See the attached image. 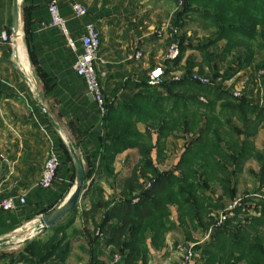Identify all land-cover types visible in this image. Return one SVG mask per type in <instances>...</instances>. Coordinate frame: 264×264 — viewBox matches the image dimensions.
Segmentation results:
<instances>
[{"label": "trees", "instance_id": "trees-1", "mask_svg": "<svg viewBox=\"0 0 264 264\" xmlns=\"http://www.w3.org/2000/svg\"><path fill=\"white\" fill-rule=\"evenodd\" d=\"M148 1L172 2L178 7L173 25L181 30L177 37L181 46L179 57L174 62L165 61L163 83L150 85L146 77L130 98L108 99L103 88L104 134L99 150L85 157V165L78 153L82 139L77 136L70 140L81 159L85 184H91L86 196L96 188L90 210L84 211V215L103 211L102 242L111 249L108 261L96 259L93 264H112L116 254L122 255L119 264H148L151 251L163 249L167 235L178 226L184 231L185 241L196 245V264H264V200L246 197L248 194L239 196L232 180L242 173L247 161L255 159L260 164L258 176L264 187V153L254 154L248 139H236L234 132L227 135L229 140L221 135L229 124L227 117L241 121L250 115L264 117V106H260L257 95L253 97V91L246 93L241 89V97H236L233 86H226L227 80L250 69L256 72L257 90V74L264 69V0ZM35 10L34 0H23L24 39L33 65L37 63L31 46ZM48 20L49 17L39 23ZM189 23L210 30L211 38L194 45L183 32ZM7 31L12 34L11 27ZM189 51L200 52L202 60L191 57L184 66ZM75 60L73 52L72 62ZM181 68L183 73L178 81L169 78ZM196 76L207 78L210 83L202 84L194 79ZM140 123L147 127L143 132ZM71 129L74 130L73 126ZM185 136V150L174 169L161 171L157 163L165 158L167 139ZM60 142L67 162L72 164L71 185L65 189L69 192L75 185L76 167L68 146L61 138ZM130 149L138 150L140 160L120 183L118 194L108 197L97 188L102 182L116 181V158ZM216 185L222 195L217 196ZM237 199L253 207L235 208L218 226L220 213L216 211ZM58 203L38 210L35 215L48 214ZM77 210L78 205L44 231L50 233L48 237L42 239L38 235L25 242L21 252L6 255L13 264H64L71 250L66 232L74 223ZM200 229L205 234L212 230L209 241L194 240L193 232ZM13 230L1 228L0 237Z\"/></svg>", "mask_w": 264, "mask_h": 264}, {"label": "crops", "instance_id": "crops-1", "mask_svg": "<svg viewBox=\"0 0 264 264\" xmlns=\"http://www.w3.org/2000/svg\"><path fill=\"white\" fill-rule=\"evenodd\" d=\"M34 1L36 10L31 46L35 52L36 65L31 62L24 31L22 42L19 40L17 43L18 55H14L12 42L3 47L0 58V192L3 198L19 195L26 197L25 205L18 204L9 212L0 210V229L4 227L14 229L0 237V240H7L4 245L0 246V264H13L9 255L21 252L25 242L35 238L32 237L34 230L40 226L38 220L44 215H35L37 211L56 205L58 202L54 209L64 204L75 189L74 185L69 192L65 191L71 185L73 170L72 164L67 162L61 148L60 138L66 145L67 143L64 136L48 122L41 105L48 110L69 140H75L77 136L82 139L78 153L82 156L84 165L85 157L99 150L101 137L104 134V116L97 110L96 104L90 98L84 81L74 71L73 52L67 45L66 38L58 30L43 31L37 26L39 21L49 17L47 11L49 0ZM80 1L89 8V15L81 19L74 16L66 0L60 2L61 13L68 23L70 37L81 49V38L85 25L88 22L97 24L102 36L100 56L107 63L105 69L108 74L102 81L106 95L108 99L130 98L133 93L137 92L136 86L149 77L154 68L163 66V64L155 65L153 57H149L155 45L149 42V38L142 37L138 32L139 38L135 40L129 34L123 38L124 42L115 41L114 38H118L120 34L114 27L117 21H114L112 8H121L117 5L118 0ZM13 2L14 0H0L1 29L8 30L12 25ZM22 3L23 0H20L21 31L24 28ZM138 3L148 5L149 1L144 0ZM166 3L158 2L159 5ZM161 40L168 45L167 39L162 38ZM138 52L143 54L141 59L135 58ZM199 59L197 61H201L202 57L200 56ZM163 62L165 63V58ZM183 63L185 66V59ZM23 71L27 73L31 82L27 81ZM178 72L182 74L183 68ZM43 75L47 78V82L43 79ZM234 79L233 90L242 89L246 93L253 91V97H256L255 71L249 69L239 72ZM262 83L264 87V79ZM226 119L229 124L221 130L222 136L229 140L227 135L234 132L236 139H248L254 147L252 151L254 154L264 153V117L250 115L242 121L236 117ZM72 126L74 130L71 129ZM138 126L142 132L147 129L143 123ZM249 126L255 128H249ZM187 140V136L167 139L165 158L157 163L161 171L174 169V165L185 150ZM51 145L61 156L62 165L53 187L49 190H42L38 184ZM139 160L137 149H130L118 155L114 164L118 175L116 181L102 182L97 190L103 189L108 197L118 194L120 183ZM229 170L234 172L232 167ZM259 172V162L250 159L244 165L242 173L232 179L235 183L233 185L236 186L237 191L242 188L248 192L246 197L257 199V195H264V187L261 186L258 176ZM93 188L82 199L75 215V221L66 232L71 250L64 264H93L96 259L109 260L111 249L105 248L102 238L97 237V231L103 233L101 227L104 219L103 211L84 215V211L90 210L91 197L96 189ZM38 235L43 239L50 233L43 231L36 236ZM205 235V232L200 229L193 232L192 237L202 242L206 238ZM185 243L192 242L185 241L184 231L178 226L167 235L163 249L151 251L148 264H181L182 249ZM195 261L191 264H196Z\"/></svg>", "mask_w": 264, "mask_h": 264}, {"label": "built area", "instance_id": "built-area-1", "mask_svg": "<svg viewBox=\"0 0 264 264\" xmlns=\"http://www.w3.org/2000/svg\"><path fill=\"white\" fill-rule=\"evenodd\" d=\"M71 10L76 18H85L89 15V8L86 4H84L80 0H66ZM61 0H49L48 1V13L49 20L47 22H40L38 25L40 30L43 31H51L58 30L60 31L66 38L70 49L76 55V60L74 63V71L76 75L81 78L86 86V90L89 95L93 97V101L96 104L97 110L101 113V115H105L106 113V97L104 94V90L102 87V81L107 77V70L105 69L106 60H104L100 56V50L102 46V36L101 32L94 22H88L84 28V34L81 38V49L76 46V42L70 37L68 23L66 19L62 16ZM181 35L180 28L176 26H171L164 28L158 32L159 38H165L168 40L167 51L165 55V61L174 62L180 55L181 46L177 37ZM12 41L11 35H9L8 31L0 28V58L3 51V47L10 44ZM143 54L138 52L135 55L136 59H141ZM24 72V71H23ZM24 74L28 77L29 81L31 79L24 72ZM181 73L176 72L172 74V79L177 80L181 77ZM165 70L163 66H158L154 68L149 76V84L150 85H159L164 82ZM258 78V86H257V95L258 102L260 106H264V87H263V79H264V69L261 70L257 74ZM195 80L199 81L202 84H209L210 81L207 78L194 77ZM235 79L231 78L226 81V86L231 88L234 85ZM236 97H241L242 91L240 89H235L232 92ZM62 160L58 151L54 148V146H50L48 158L44 164V168L42 171L41 179L39 181V188L43 190H49L53 187L55 181L58 177V172L61 168ZM256 198L261 201L264 200L263 196L257 195ZM82 200L79 201L78 207L81 204ZM26 203L25 195L12 196L3 198L0 192V210L8 212L15 209L18 204L24 205ZM239 206L244 207H253V204H243L241 199H237L235 202L230 204L224 211L220 212L218 218V226L224 224L229 216L232 214L231 211H234L235 208ZM37 230V229H36ZM34 234L32 237H35L37 234ZM212 230L209 231L208 234L205 235L204 241L210 240ZM103 239V233L101 231H97V237ZM202 241V242H204ZM196 245L193 243L186 244L182 249V261L181 264H191L195 258H197V254L194 252V247ZM122 260V255L116 254L112 261V264H119Z\"/></svg>", "mask_w": 264, "mask_h": 264}, {"label": "rangeland", "instance_id": "rangeland-1", "mask_svg": "<svg viewBox=\"0 0 264 264\" xmlns=\"http://www.w3.org/2000/svg\"><path fill=\"white\" fill-rule=\"evenodd\" d=\"M118 2L119 3L117 5H119V7L121 6V8H112L114 21H117L114 27L120 34L118 38H114L115 41L117 40L119 43H122L124 42L123 38H125L129 34H131L132 39L134 38L135 40L136 38H139L137 35L138 32L142 37L146 36L147 38H149V42L155 45L153 51L150 52L151 55H149V57H153L155 65H164L163 58H165L166 55L167 44L164 42V40H161V38L158 37V32L164 28H167L168 26H174V17L178 7H176L175 3L172 2H167L165 5H159L156 1H149L148 5H145L146 3L142 5L132 3L131 0H118ZM1 14L2 8H0V17ZM183 32L194 45L198 44L199 42H205L207 39L211 38L212 35V32L210 30L201 28L198 23H189L187 27L183 29ZM200 56L202 57L200 52L189 51L186 54L185 63L189 61L191 57L199 59ZM214 191L217 193V196L222 195V190L219 189L218 186L214 188ZM238 191L240 192L238 194L241 197H243L245 194H248V192H245L244 190H242V188ZM85 197L86 195L84 196V198ZM225 205L223 209H218L216 211V214L224 211V209H226V207H228L230 204L226 205V207Z\"/></svg>", "mask_w": 264, "mask_h": 264}, {"label": "water", "instance_id": "water-1", "mask_svg": "<svg viewBox=\"0 0 264 264\" xmlns=\"http://www.w3.org/2000/svg\"><path fill=\"white\" fill-rule=\"evenodd\" d=\"M11 30H12V34H11L12 42L14 45V55L17 56L18 55L17 43L18 40L22 38L20 0H14L13 2ZM24 76L27 79V81H29L28 77L25 74ZM90 98L93 99L91 95ZM41 107L44 111V114L48 122L65 138L68 149L70 151V154L73 158L76 167V182H75L74 192L70 195V197L66 200V202H64V204L53 209L48 214L40 216L38 220L40 226L35 231V234H39L43 231L50 229L52 226H54L59 221H61L66 215L72 213L79 204V201L84 198L88 190L91 188L90 183L88 185L85 184L83 165L73 144L71 143L69 138L66 137L62 128L53 120L48 110L42 105ZM6 242L7 240L4 239L0 240V246L4 245Z\"/></svg>", "mask_w": 264, "mask_h": 264}, {"label": "bare ground", "instance_id": "bare-ground-1", "mask_svg": "<svg viewBox=\"0 0 264 264\" xmlns=\"http://www.w3.org/2000/svg\"><path fill=\"white\" fill-rule=\"evenodd\" d=\"M19 40H21V39H19ZM19 40H18V41H19Z\"/></svg>", "mask_w": 264, "mask_h": 264}]
</instances>
